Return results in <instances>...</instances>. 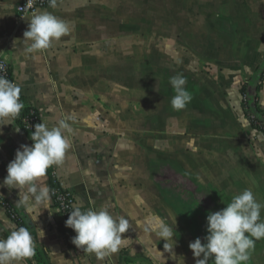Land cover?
<instances>
[{
  "label": "crops",
  "instance_id": "crops-1",
  "mask_svg": "<svg viewBox=\"0 0 264 264\" xmlns=\"http://www.w3.org/2000/svg\"><path fill=\"white\" fill-rule=\"evenodd\" d=\"M22 1L0 0V58L42 123L71 117L72 149L49 169L76 206L107 208L131 227L127 247L100 261L72 243L76 233L52 195L30 211L17 204L25 190L0 187V238L18 229L9 206L35 240V255L17 264H195L196 237L178 226L184 212L174 215L165 193L168 185L189 191L179 179L226 203L250 189L264 204V133L243 107L244 86L264 66V0H52L39 13L70 31L38 52L23 40L33 14H18ZM178 73L192 96L179 111L169 83ZM22 144L31 146L15 121L3 126L0 184ZM39 183L52 189L49 171ZM154 215L174 228L176 260L147 230ZM159 251L165 260L154 261ZM243 264H264V239Z\"/></svg>",
  "mask_w": 264,
  "mask_h": 264
},
{
  "label": "clouds",
  "instance_id": "clouds-1",
  "mask_svg": "<svg viewBox=\"0 0 264 264\" xmlns=\"http://www.w3.org/2000/svg\"><path fill=\"white\" fill-rule=\"evenodd\" d=\"M29 21L23 33V40L31 42L28 52L50 49L70 31L66 21L48 12L33 13ZM169 83L175 93L171 98L172 108L177 111L185 109L192 100L185 87L186 77L178 73L170 77ZM20 94L21 89L16 83L0 76V135H3V126L13 123L24 108ZM70 119H61L51 128L42 122L37 123L31 133L33 144H22L16 150L14 159L7 165V176L0 187L17 188L19 192L25 190L23 196H19L18 205L31 211L51 199V189L39 182L49 168L62 165L72 149L69 136L71 127L68 123ZM262 209L264 204L256 200L250 189H245L234 195L223 209L210 212L206 217L207 235L203 238L204 242L198 237L189 244L195 264H209L210 261L213 264H243L248 261L256 241L264 239ZM145 223L147 230L165 241L163 250L170 254L169 258L176 260V240L173 239L176 235L173 229L155 215ZM65 226L76 233L72 243L84 252L94 253L100 261L112 257L129 243V239L123 236L131 227L129 219L107 208L97 211L74 206ZM35 252V240L27 227L21 226L11 231L6 238H0V264H17L31 259ZM159 253V256L152 257L154 261L164 259L162 252Z\"/></svg>",
  "mask_w": 264,
  "mask_h": 264
},
{
  "label": "rangeland",
  "instance_id": "rangeland-1",
  "mask_svg": "<svg viewBox=\"0 0 264 264\" xmlns=\"http://www.w3.org/2000/svg\"><path fill=\"white\" fill-rule=\"evenodd\" d=\"M157 33V32H156ZM184 182L189 191L180 192L171 185H168V190L165 191L169 200L170 206L173 209V214L183 210L184 223H179V227H183L184 232H191L196 238H201L204 242L206 232V217L210 212H215L226 207V202L221 201L213 191H197L194 185L189 180L179 179ZM191 188V189H190ZM183 205V207H181ZM14 212V211H13ZM16 214V213H15ZM172 214V215H173ZM172 229H174L172 227Z\"/></svg>",
  "mask_w": 264,
  "mask_h": 264
},
{
  "label": "trees",
  "instance_id": "trees-1",
  "mask_svg": "<svg viewBox=\"0 0 264 264\" xmlns=\"http://www.w3.org/2000/svg\"><path fill=\"white\" fill-rule=\"evenodd\" d=\"M7 78L10 81L14 82L13 72L11 69L9 70ZM255 82L256 80L249 82L243 88V96H244L243 107H244L245 115L250 120L252 127L264 133V110L259 105V93L263 87L264 74L262 78L258 80L257 85H255ZM20 99L24 104V108L22 109L19 116L16 118L15 122L24 132L28 143L32 145L33 141L31 140V133L34 131V126L37 123H41L40 113L38 109H36L32 104H30L26 100L25 96L22 93L20 94ZM30 122L33 123V127L31 129L28 128ZM48 171L51 176V188L52 190H54L58 188V185H57L58 183H57L56 178L54 177V172H52L51 169H49ZM7 211H8V214L10 215L11 211L13 210L11 207L8 206ZM63 213L65 216V219L67 220L68 216L70 215V212L64 211ZM15 222L18 225V228L21 226L25 227L24 223L18 216Z\"/></svg>",
  "mask_w": 264,
  "mask_h": 264
},
{
  "label": "built area",
  "instance_id": "built-area-1",
  "mask_svg": "<svg viewBox=\"0 0 264 264\" xmlns=\"http://www.w3.org/2000/svg\"><path fill=\"white\" fill-rule=\"evenodd\" d=\"M52 0H23L20 2L16 11L20 16L32 15L33 13H37L40 10L52 6ZM10 67L8 64L0 58V76L8 77ZM8 79V78H7ZM33 127V123H29L28 128L31 129ZM58 183V182H57ZM58 188L52 190V198L54 204L59 207L62 212H70L74 206H76V199L72 192L61 187L59 184ZM10 218L14 221L17 219V215L11 211Z\"/></svg>",
  "mask_w": 264,
  "mask_h": 264
},
{
  "label": "water",
  "instance_id": "water-1",
  "mask_svg": "<svg viewBox=\"0 0 264 264\" xmlns=\"http://www.w3.org/2000/svg\"><path fill=\"white\" fill-rule=\"evenodd\" d=\"M263 74H264V66L260 69V72H259L258 77L256 79L255 85L258 84V80H260V78H262Z\"/></svg>",
  "mask_w": 264,
  "mask_h": 264
}]
</instances>
